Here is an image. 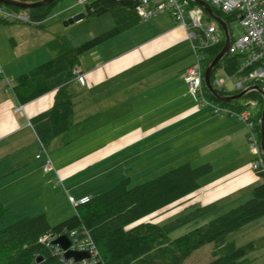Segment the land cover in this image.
Segmentation results:
<instances>
[{
	"label": "trees",
	"instance_id": "trees-1",
	"mask_svg": "<svg viewBox=\"0 0 264 264\" xmlns=\"http://www.w3.org/2000/svg\"><path fill=\"white\" fill-rule=\"evenodd\" d=\"M58 2L53 0L30 9L0 3V7L8 6L11 9L6 8L8 12L17 16H1L0 23L25 22L43 27L44 20ZM139 5V0H91L85 6L86 14L101 16L110 13L114 18V27L77 46L67 39L54 38L49 46L55 57L16 78L12 89L23 103L56 90L52 107L31 119L44 147L54 137L67 134L73 126L76 104L71 85L76 75L80 74L78 65L81 56L139 24L142 20ZM19 14H25L28 19L19 18ZM223 46L224 43L220 42L204 49L208 56L207 65ZM239 59L235 54H228L217 68L223 64L228 72H234ZM219 91L225 93L224 89ZM247 95L259 99L262 104L260 93ZM204 96L236 112L248 108L238 101L218 100L206 85ZM253 115L255 129L260 134L262 112L260 110ZM213 169L211 162L199 165L186 162L135 185H131L130 177L123 178L107 191L93 195L88 202L76 204L75 214L57 224L50 223L46 213L24 216L0 228V264H79L76 261L66 262L61 246L53 243L54 237H71L74 231L79 239L87 245H94L97 250L95 261L88 264H183L194 250L209 242L215 244V258L207 264H245L251 259L250 255L263 245L264 238L238 245L235 241H228L227 236L264 216V166L256 170L260 181L248 187L252 192L249 200L175 238L170 236L172 232L217 210L229 198L193 206L160 222L142 221L135 224L142 217L182 198H189L200 188L199 180ZM6 212V206L0 201V223ZM161 245H164L162 250L168 251L166 257L150 255L155 248L156 252L160 250Z\"/></svg>",
	"mask_w": 264,
	"mask_h": 264
},
{
	"label": "crops",
	"instance_id": "crops-1",
	"mask_svg": "<svg viewBox=\"0 0 264 264\" xmlns=\"http://www.w3.org/2000/svg\"><path fill=\"white\" fill-rule=\"evenodd\" d=\"M18 24V22L17 24L13 23L12 27ZM170 26L151 38L153 41L160 39L159 44H156L154 48L169 43L168 37L173 33L183 32L188 38L189 32L186 28L178 23L175 26ZM13 42L15 46L19 44L16 38L13 39ZM23 45L29 48L28 42ZM140 48L141 46L136 48V56H92V58L81 56L78 72L83 76V79L80 80L79 75H76L71 85L76 104L73 126L67 134L54 137L47 145L46 149L52 157L54 165V169L49 171H44V157L37 158L39 153H43V148L31 119L52 107L56 90L48 91L23 103L15 95L12 86L20 74L32 70L53 56H0V192L5 194L3 195L5 197L0 195V201L8 210H11L13 202H16L9 199L19 196L17 198L19 200L30 199L31 203L41 205L39 209H32L35 213L44 210L47 213L54 212V218L59 219L57 222L59 223L75 214L76 211L75 204H68L65 199V207L63 206L64 201L57 199L58 194H62L60 196L65 198L64 191H68L66 185L75 190L78 198L86 194L93 196L96 193L86 190L78 191L79 185H90L91 182L93 186V182L99 180L108 171H102L108 166L128 170L129 166L125 163L119 165L120 159L117 160V157L127 152L131 153L134 146H137L139 155L149 158L163 147L172 146L170 143L172 141L176 143L174 153L185 152L188 149H193L195 141H191V138L199 141L202 134L207 139L223 132L224 127L227 126V122H224L227 121V118L221 117L222 114L212 113L208 106H198L189 94L184 80V71L193 64L192 58L190 59V56L155 54L144 56ZM104 58L110 59L104 62ZM85 60L87 61L85 62ZM121 71L123 73L120 74V77L115 78ZM174 85L177 87H173ZM133 96H136L137 99L144 98V100L137 101L144 107H150L153 110L152 113L159 111L158 121L142 125V127L140 125L116 137L115 133L110 131L112 127L110 122L122 110L128 109L129 101L127 99L129 97L128 100L132 103ZM21 104L25 105L24 110L15 113L14 109ZM203 108L206 110H202ZM101 117H103L102 123H100ZM200 123H206L207 126L203 127ZM102 126V135L108 137V140L102 145L105 147L97 145L101 134L99 129ZM72 133H76V135L72 136ZM159 134H162L164 139L154 137ZM235 138L240 143L248 142L247 135L244 139L243 133ZM233 139L224 142L225 149L238 150ZM81 141H95L96 145L81 143ZM70 145L71 150L66 152ZM51 146L53 150H51ZM173 148L168 152L171 153ZM50 151H54L53 154ZM251 154L253 155L252 151ZM147 160L144 164L149 165ZM228 172L226 171L225 174ZM215 173L214 166L210 174L199 180V189L202 188L208 195L212 194L210 189L216 181L221 179H217L214 176ZM248 179L247 185H253L260 181L256 172L249 174ZM7 186L15 191L6 192L5 187ZM249 186L225 196L216 197L215 193L212 200L207 203L230 198ZM21 212L33 214L29 210Z\"/></svg>",
	"mask_w": 264,
	"mask_h": 264
},
{
	"label": "rangeland",
	"instance_id": "rangeland-1",
	"mask_svg": "<svg viewBox=\"0 0 264 264\" xmlns=\"http://www.w3.org/2000/svg\"><path fill=\"white\" fill-rule=\"evenodd\" d=\"M6 8L8 10H11L8 6H6ZM84 11L85 5L80 4L79 0H59V2L51 11L50 15L44 20L43 27H36L25 22H18L19 24L14 25V27H12L13 23H0V56L20 55L54 57V51H52L49 46V43L54 38L67 39L72 45L77 46L111 29L115 25L114 18L110 13H106L101 16H88L86 14L84 18L78 21H74L73 23H67L70 19L74 18L76 15ZM191 11L193 14H195L196 17H200V23L203 28L206 29L210 23H213L217 27L218 35L222 39H225V31L222 28L221 24L214 18L210 17L202 7L198 5L193 6L191 7ZM224 17L227 18L229 21L233 40H238L243 35V28L241 26L240 20L231 17L229 14H224ZM175 24H177L176 20L172 17L171 13H159L158 15L149 19H142L141 22L136 26L98 45L97 47H95L94 50H90V52L88 51L82 56H87L91 58L92 56H136L137 53H135V50L137 47L141 46L140 51L144 56H148V54H155L160 56H190V59L192 58L194 64L196 62V52L194 50L192 40L190 39L189 35L187 38L183 32H179V34H171L168 37L170 40L169 43H167L165 46L154 48L156 44H159L160 39H158L157 41H153L151 40V38L156 33L162 31L165 28L171 27L170 25L175 26ZM14 38L19 41V44L17 46H15L13 42ZM21 41L22 43H20ZM25 42H28L29 48L23 45ZM104 59V62H106L110 58ZM86 61L87 60H85V62ZM42 63L43 62H41L40 64ZM121 73H123V71L118 73L115 78L120 77ZM214 77L224 78L225 80H227L223 88L220 89H224L225 91L233 90V81L228 80V75L226 72L221 69H216V71L214 72ZM173 87L177 86L174 85ZM179 87H181V85H179ZM128 99V109L122 110L120 114L117 115L116 118H113V120H111L110 122L112 126L110 131L115 133L116 137L135 129L140 125L142 127V125H147L149 123L153 124V122L158 121L159 111H157L156 113H152L153 110H151L150 107H144L138 102L140 100H144V98L139 97L137 99L136 96H133L132 103H130V100ZM234 101H238L241 104L246 105V107H248V110H250L252 114L259 113L262 107V104L260 103L259 99H254L253 97L248 95H244L243 97ZM204 109L205 108H203L202 110ZM210 111L213 113L211 109ZM221 114V117L227 118V121H224L227 122V126L226 128L224 127L223 132L221 134L213 135L207 139L205 138V135L202 134L199 141L194 138H191V141H195L193 142V149H188L185 152L174 153L176 149V143L172 141L170 142L172 146L169 145L167 147H163L158 153H156L158 155L154 154L147 158L143 157L142 155H139L137 146H134L132 148L133 151L131 153L127 152L126 154H122L120 157H117V160L120 159L118 162L119 165L125 163L127 166H129L128 170H125V168H123L122 170L120 168H112L111 166H108L107 168L102 170H108V173L105 172L99 180L94 181L93 186L90 182V185H79L77 190L80 192L86 190L90 191L91 193H96L93 195H97L107 191L108 189L113 187V185H115L117 182H119L125 177H130L131 185H135L137 183L152 179L160 175L161 173H164L169 169L175 168L176 166L186 162H191L193 165H199L204 162H211L215 166L216 173L214 174V176L217 179H221L216 181L215 185L210 189V192H212L211 195H208L202 188L198 189L193 194H191L189 198H182L179 201H176L173 204L157 212L142 217L141 219L135 222L136 224L142 221L160 222L168 218L175 217L193 206L205 204L209 200H212V197L215 195V193L217 194L216 197L225 196L228 194H232L240 188L251 185H247V181L249 180V174H255L256 172L252 168L253 159L251 158H254V155L251 154L249 142L245 141L243 143H240L239 140L235 138L243 133V138L246 139L245 136L247 135L248 128L245 123H242L241 120L238 119L237 116H230L225 111H222ZM102 118L103 117H101L100 123H102ZM200 124L203 127L207 126L206 123ZM99 131L101 134L98 139L99 142H97V145L105 147L102 145L105 143L106 140H108V137L102 135L103 126L100 127ZM75 135L76 133H72V136ZM154 137L157 139H164L162 134H159V136L155 135ZM227 137L228 139L234 138V144L236 145L238 150L232 151L224 148V142L228 140ZM95 141H81V143L96 145ZM163 141L169 142L170 140ZM219 144L223 145L217 146ZM172 147L174 148L171 153H169L168 151H170ZM50 148L51 150H53L52 146ZM71 148V145L67 147L66 152H69ZM52 152L54 151H50V153ZM43 154H45V150L43 151ZM146 160L149 162V165L144 164ZM226 171L229 172L225 174ZM66 187V189H68L67 192L69 193L67 194V192L64 191L65 198L60 196L62 194L57 195V199L59 201H64L63 206L65 207V199H67L68 204H72L70 201L71 196L75 198V201L79 200L75 190H72L67 185ZM5 190L6 192L15 191V189L9 188L8 186L5 187ZM0 195L3 196L5 194H2L0 192ZM22 195L24 196V194ZM86 195L92 196V194ZM18 197L19 196L9 199L10 201L15 200L16 202H13L11 210H8V208L6 207L7 215L5 214V216L3 217L2 222L0 223V228L9 225L24 216H34L40 213H46L49 218V222L52 224L57 223L59 221V219L54 218V212L52 211H50L49 213H47L46 210L38 213L33 212L32 209H39L41 205L31 203L30 199L25 200V198H23L19 200L17 199ZM251 197L252 192H250L248 188L241 190L240 192L233 195L231 198L223 201V203H221L220 207L217 210L200 218L195 223L185 225L175 230L170 234V236L172 238H175L193 229L195 226L204 224L210 221L211 219L215 218L219 214L225 213L237 207L238 205L249 200ZM24 210H29V212H33V214H25L24 212H21ZM259 238H264V216L247 223L246 225L240 227L237 230H234L227 236L228 241H235L238 245L247 244L248 242ZM163 246L164 245H161V249L157 252L155 248L150 255L158 256L159 258L166 257L168 255V251L162 250ZM214 248V242L204 244L203 246L194 250L184 260L183 264L209 263L215 258L213 253ZM250 258L251 259L246 261L245 264H264V243L262 246L259 247L256 253L250 255Z\"/></svg>",
	"mask_w": 264,
	"mask_h": 264
},
{
	"label": "built area",
	"instance_id": "built-area-1",
	"mask_svg": "<svg viewBox=\"0 0 264 264\" xmlns=\"http://www.w3.org/2000/svg\"><path fill=\"white\" fill-rule=\"evenodd\" d=\"M91 0H79L80 4L87 5ZM139 13L142 19H149L162 12L171 13L176 22L186 28L189 32L190 39L192 40L194 50L196 52V62L189 65L184 71L185 82L188 86L189 94L196 101L198 106L208 107L216 114H221L225 111L230 116H237L239 120L244 122L248 128L247 139L250 144L251 151L254 155L252 161V168L256 171L260 167L264 166V155L261 148V135L255 129L254 115L248 110L243 109L240 112L232 110L230 107H223L220 104L210 101L204 96L205 83V70L207 54L204 49L208 46L223 42L217 33V27L215 24L210 23L205 29L200 23V17H196L192 13L191 7L200 6L194 0H139ZM211 5L214 12L218 11L224 14H229L231 17L240 20L243 28V35L238 40H233L232 31L229 25V21L224 19L228 24L229 35L231 43L229 46L228 54L239 56V65L234 72H228L225 66L222 64L219 68L228 75V80L233 81V90L225 91L223 94H237L243 90H247L246 94L258 92V90L252 88L254 85H258L264 91V0H202ZM203 8V7H202ZM215 8V9H214ZM204 9V8H203ZM207 13V12H206ZM208 14V13H207ZM11 13L5 7H0V17H8ZM209 15V14H208ZM15 16V15H11ZM210 16V15H209ZM17 17V16H15ZM19 18L28 19L25 14H19ZM211 17V16H210ZM195 40H198L196 42ZM227 54V55H228ZM224 60V59H223ZM222 60V61H223ZM221 61V62H222ZM212 73V84L217 90L223 88L227 80L224 78L214 77ZM1 73V69H0ZM79 79L82 80L83 76L80 75ZM207 87V86H206ZM261 94V93H260ZM262 98L263 95L261 94ZM233 102V101H231ZM264 99L262 102L261 112L263 111ZM24 104L19 105L14 109L15 113L23 111ZM261 123V118H260ZM261 132V131H260ZM45 154L39 153L37 158L44 157V171L54 169L51 156L42 145ZM92 196L84 195L75 201L74 197H70L72 204L86 203ZM76 232H72V248L77 250H90L91 258L78 262L79 264H88L95 261L97 250L94 245H87L81 239L76 236ZM55 238V237H54ZM63 251V250H62ZM64 253V251L62 252ZM66 260V259H65ZM75 261L74 259L66 260V262Z\"/></svg>",
	"mask_w": 264,
	"mask_h": 264
},
{
	"label": "water",
	"instance_id": "water-1",
	"mask_svg": "<svg viewBox=\"0 0 264 264\" xmlns=\"http://www.w3.org/2000/svg\"><path fill=\"white\" fill-rule=\"evenodd\" d=\"M51 1H53V0H39V1H35V2H23V1H19V0H0V3H3L5 5H10V6H13V5L18 6V7L23 8V9H30V8L35 7V6L48 4ZM194 1L197 2L198 4H200L204 8V10L212 18H214L216 21H218L221 24L222 28L225 31V35H226V41H225V44H224L222 50L212 59V61L206 67V70H205L206 86L209 89V91L220 101L231 102V101L237 100V99L243 97L246 94L247 90H243L237 94L227 95V94L221 93L212 84V73L218 67L219 63L227 56L229 46L231 43L228 24L222 17H220L218 14H216L214 12V10L210 4H208L207 2L202 1V0H194ZM85 16H86V12L84 11V12L76 15L74 18L70 19L69 22H67V23H73L74 21H78V20L84 18ZM252 88L258 90L263 95V99H264V91L262 90V88H260L258 85H254V86H252ZM260 135H261V148H262L263 155H264V105H263V111H262V115H261V133H260ZM53 243L59 244L61 246L62 250L64 251V258L66 260L74 259L76 262H81L83 260L91 258V251L90 250L73 249L72 248V240L68 235H62V236H59L58 238H55L53 240Z\"/></svg>",
	"mask_w": 264,
	"mask_h": 264
},
{
	"label": "flooded vegetation",
	"instance_id": "flooded-vegetation-1",
	"mask_svg": "<svg viewBox=\"0 0 264 264\" xmlns=\"http://www.w3.org/2000/svg\"><path fill=\"white\" fill-rule=\"evenodd\" d=\"M217 14H218L220 17H222L223 19H225L223 12L218 11Z\"/></svg>",
	"mask_w": 264,
	"mask_h": 264
}]
</instances>
